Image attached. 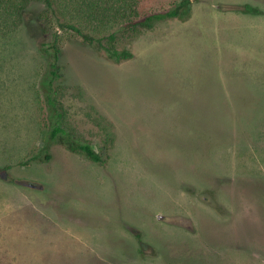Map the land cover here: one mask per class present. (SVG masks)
Segmentation results:
<instances>
[{"label":"rangeland","instance_id":"obj_1","mask_svg":"<svg viewBox=\"0 0 264 264\" xmlns=\"http://www.w3.org/2000/svg\"><path fill=\"white\" fill-rule=\"evenodd\" d=\"M129 1L142 17L184 0ZM189 1L188 21L122 37L121 63L57 23L1 21L0 264H264V0ZM55 36L68 126L103 163L59 144L31 160L49 125L39 49Z\"/></svg>","mask_w":264,"mask_h":264},{"label":"trees","instance_id":"obj_2","mask_svg":"<svg viewBox=\"0 0 264 264\" xmlns=\"http://www.w3.org/2000/svg\"><path fill=\"white\" fill-rule=\"evenodd\" d=\"M69 3L76 6L74 16L68 12ZM134 0V7L137 5ZM44 6V10L35 14L32 7ZM244 13L258 14L260 10L251 5H244ZM129 0H0V24L8 19L23 23L36 24L48 34L52 23L61 29L72 30L91 46H95L115 63L133 58L132 51L120 45V39L126 35L136 37L142 31L150 30L155 25L168 20L188 21L191 17L190 1L184 0L174 8L147 14L140 17L137 9H132ZM131 10L130 12H128ZM33 12V13H32ZM31 13V14H29ZM78 19V20H77ZM123 22L107 34L95 35L84 30L83 23ZM28 22V23H27ZM1 28V26H0ZM40 54L47 58L48 64L40 80V90L48 113V129L40 151L32 161L46 162L52 159V147L56 144L65 146L69 151L84 155L94 163H103V155L96 152L90 143L77 139L75 132L68 126V116L63 102L66 85L64 69L61 64L62 47L58 37L41 44Z\"/></svg>","mask_w":264,"mask_h":264},{"label":"water","instance_id":"obj_3","mask_svg":"<svg viewBox=\"0 0 264 264\" xmlns=\"http://www.w3.org/2000/svg\"><path fill=\"white\" fill-rule=\"evenodd\" d=\"M18 182H19V184H22L24 186L31 187V188H40L41 187V185L39 183L28 181V180H20ZM159 218L162 220H166V221H168L174 225H181V226L186 225L187 228L191 229V226L189 225V221L184 219V218H179V217L166 218L164 216H159Z\"/></svg>","mask_w":264,"mask_h":264}]
</instances>
